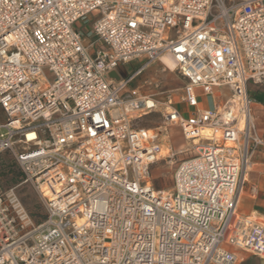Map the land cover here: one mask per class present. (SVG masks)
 Here are the masks:
<instances>
[{
	"label": "built area",
	"instance_id": "built-area-1",
	"mask_svg": "<svg viewBox=\"0 0 264 264\" xmlns=\"http://www.w3.org/2000/svg\"><path fill=\"white\" fill-rule=\"evenodd\" d=\"M165 54L186 79L187 111L170 91L131 87ZM134 60L136 71L117 74ZM250 86L264 92V0H0V153L45 208L36 223L14 187L0 189V264L264 259V221L239 211L264 146ZM155 111L185 147L135 123ZM160 159L174 164L165 190L150 180Z\"/></svg>",
	"mask_w": 264,
	"mask_h": 264
},
{
	"label": "rangeland",
	"instance_id": "rangeland-1",
	"mask_svg": "<svg viewBox=\"0 0 264 264\" xmlns=\"http://www.w3.org/2000/svg\"><path fill=\"white\" fill-rule=\"evenodd\" d=\"M174 33V30H172ZM140 60H134L126 63L118 68L120 74H129L133 72L139 65ZM160 68H162L159 62H156ZM149 68L146 70L144 76L140 80V91L141 92H154L158 89L168 88V89H178L173 90L177 93L181 90L184 83V79L177 73V71L165 69L164 71H150ZM150 71V72H149ZM45 76L48 79L52 78V74L45 70ZM146 79V82L142 80ZM155 81H157V86H155ZM137 83H132L131 87H135ZM139 85V84H138ZM199 92V90H196ZM229 94L227 87L220 88V96L215 98V104L221 105L225 101ZM183 109L186 108L185 104H182ZM198 106L205 108L211 106V100L206 96L198 97ZM255 131L258 127H263L262 124H258L253 118ZM135 123L147 129H157L160 131V139L164 147H171L179 149L180 147L186 146V141L183 138L181 130L178 126L168 125L164 126L162 124V117L159 111L150 112L142 115L140 118L135 120ZM257 133V131H256ZM258 136L259 133H257ZM262 138V136H260ZM259 149V148H258ZM165 151L162 152V154ZM184 154H180L181 158ZM174 170V164H171L164 159H160L155 164L151 166L150 180L152 185L157 190H165L172 185V174ZM14 187L15 191L34 222H40L45 214L44 203L39 191L35 188L32 182H23V174L19 166L15 163L13 156L9 152H1L0 154V189L5 190L7 188Z\"/></svg>",
	"mask_w": 264,
	"mask_h": 264
},
{
	"label": "crops",
	"instance_id": "crops-1",
	"mask_svg": "<svg viewBox=\"0 0 264 264\" xmlns=\"http://www.w3.org/2000/svg\"><path fill=\"white\" fill-rule=\"evenodd\" d=\"M156 62H159V61H154L148 64L141 71V73L135 77L134 83H137V84L135 85L134 88L141 94H151V93H155L160 90L170 91V93L172 94L173 100L179 105L181 109H183L182 104L179 103V98L182 94V88L186 82V79L182 77L177 70L175 71H177V73L184 79V83L179 92L174 93L173 91V90H178V89L172 90V89L162 88V87L158 89L157 91L149 92V93L140 91L139 82H141L140 80L144 76L147 69L151 67L152 69L150 71H154V70L164 71L165 69H167L166 67L163 66L161 62H159L162 66V68H160ZM166 62L169 65L172 64L168 59H166ZM137 68L134 71H136ZM133 72L129 74L127 73L120 74L117 70V74L120 76H127V75L132 74ZM146 81H147L146 79L142 80V82H146ZM154 83H157V81H155ZM249 90L256 98V101L252 105L253 118L257 121L258 124H262L264 122V92L259 90L255 86H250ZM156 97H159V95L157 94ZM183 110L187 111L188 108H185ZM256 131L264 139V126L258 127ZM239 211L244 215H252L264 221V146L257 149L254 154L251 169L249 170L247 174V181L245 184L244 192L240 198ZM236 255H237V259H236L235 264H264V259L260 258L259 256L250 254V253L237 250Z\"/></svg>",
	"mask_w": 264,
	"mask_h": 264
},
{
	"label": "bare ground",
	"instance_id": "bare-ground-1",
	"mask_svg": "<svg viewBox=\"0 0 264 264\" xmlns=\"http://www.w3.org/2000/svg\"><path fill=\"white\" fill-rule=\"evenodd\" d=\"M166 59H168L172 64L171 65H169L167 62H166ZM161 61H162V63L165 65V67L167 68V69H169V70H171V71H173L174 69H175V66H176V64H175V61L173 60V58L170 56V55H168V54H165V55H163L162 57H161ZM211 106H212V103H211ZM217 108H221V105H217ZM202 133L203 134H205V135H211L212 133H211V130L210 129H204L203 131H202ZM227 144H230V142H227ZM164 154V153H163Z\"/></svg>",
	"mask_w": 264,
	"mask_h": 264
},
{
	"label": "trees",
	"instance_id": "trees-1",
	"mask_svg": "<svg viewBox=\"0 0 264 264\" xmlns=\"http://www.w3.org/2000/svg\"><path fill=\"white\" fill-rule=\"evenodd\" d=\"M1 154V153H0Z\"/></svg>",
	"mask_w": 264,
	"mask_h": 264
}]
</instances>
